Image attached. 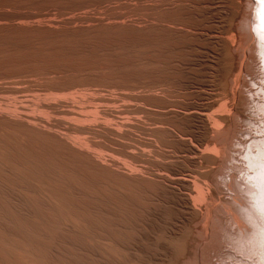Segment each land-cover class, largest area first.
<instances>
[{"label":"bare ground","instance_id":"bare-ground-1","mask_svg":"<svg viewBox=\"0 0 264 264\" xmlns=\"http://www.w3.org/2000/svg\"><path fill=\"white\" fill-rule=\"evenodd\" d=\"M30 1L38 3V7L55 4L67 9L90 4V0H22L20 3ZM20 17L28 16L0 11V264H108V255L115 259L125 255L121 246L130 249L137 246L132 234L137 228H143L139 208L144 200H152V203L165 200L179 213L186 228L196 230L193 223L201 218L203 203L195 201V194L203 191L211 206L218 195L223 194L220 186L223 180L217 177V167H213L218 163V156L199 147L202 133L211 127V121L205 118L207 114L195 115L196 124L190 125L193 126L191 135L199 145L193 144L195 140L182 139L175 128L160 126L167 130L165 144H161L168 148L173 146L172 141L178 143L177 148L182 151L180 158L187 160L182 161L183 167L179 164V168L187 167L186 171L206 179L193 176L202 183L198 185L188 177L192 175L186 176L175 167L179 165L171 164L173 150L151 143L153 155L128 151L136 145L126 141L137 143L139 139L136 141L137 136L133 134L137 129L147 130L148 127L141 126V122L115 119L122 113L133 114L148 111V108L140 104V108L132 109V105L130 108L125 103L124 110L119 106L109 110L112 107L106 104L115 103L117 99L97 95L100 90L94 86L123 89L131 86L133 89L140 83L135 82L136 74L112 73L110 69L106 74L101 68L103 72L99 69L95 72L93 68L81 72L83 67L78 72L72 65L69 69L67 61L62 59L70 55L60 48L69 47L77 40L73 35L78 28L93 27L94 24H76L93 21L88 15L62 21L49 19L51 23L46 24L15 23ZM4 20L9 22H1ZM63 63L68 66L64 68ZM30 77L35 79L27 80ZM124 97L153 105L150 95L130 93ZM225 115L216 117L228 121ZM104 117L110 119L106 121ZM205 136L203 142L209 137ZM254 143L261 182L257 190L247 193L246 197L264 202L259 191L264 185V136L256 138ZM182 154L188 157H181ZM157 156L170 161L163 163ZM205 165H210V169L203 170ZM233 173L227 175L233 179L237 177ZM224 185L231 188L226 181ZM218 203L215 204L218 206ZM250 211L249 214L254 213ZM178 221L174 223L177 225ZM130 264L137 263L131 260Z\"/></svg>","mask_w":264,"mask_h":264},{"label":"rangeland","instance_id":"rangeland-1","mask_svg":"<svg viewBox=\"0 0 264 264\" xmlns=\"http://www.w3.org/2000/svg\"><path fill=\"white\" fill-rule=\"evenodd\" d=\"M21 1H0V11L28 16L14 20L15 23L23 21L21 24H46L51 23L49 19L62 21L84 15L93 20L76 22L94 25L92 28L79 27L76 35H73L76 43L60 48L70 55L62 58L69 65L63 63L64 68L68 66L70 69L72 65V69L77 67L78 72L83 67L81 72H87V68L99 72L101 68L106 74L111 71L136 74L135 82L140 83L136 86L132 81L136 87L133 89L131 86H126L127 89L94 86L100 90L97 95L117 99L115 103H104L112 107L109 110L116 106L124 110L122 105L125 103L132 105V109L144 105L148 108L150 113L145 110L136 111L139 112L137 114L134 111V115L122 113L119 114L121 118L115 119L141 122V126L148 128L151 126L147 130L135 129L133 135L139 141L127 140L136 145L128 148V151L153 155L154 147L149 145L153 143L173 150V166L182 164V161L185 163L187 160L184 156L188 157L189 153L183 152L188 155L182 154L181 157L185 159L180 158L182 151L178 150V143L172 141L173 146L170 144L172 147L168 148L163 145V139L167 138L164 136L167 130L164 129H176L181 138L193 142L195 137L191 135V128L196 124L197 115L207 114L205 118L211 121L209 130L202 133L201 143L205 135V138L209 137L204 139L202 145L196 140L193 144L199 145L204 152L218 156V163L213 167H217V177L223 180L220 186L224 194L218 195L215 202H219L218 206L213 203V208L212 202L199 190L195 194V201L203 203V212L201 220L193 223L197 228L192 231L189 226L190 229L185 227L187 224L184 223V226L179 213L170 208L168 202L159 200L152 203V200L145 201L141 197L144 202L139 210L143 228H137L132 234L137 246L134 249L121 246L125 255L121 259L108 255L107 263L130 264L131 260H135L137 264H264V202H254L246 197L247 193L256 191L261 182L254 140L264 136V0H90L89 5L74 9L55 4L38 7L36 2L22 4ZM31 79L35 78H27L29 81ZM130 93L150 95L153 105L124 97ZM218 115L228 116L229 120L223 121L216 117ZM186 132H189L188 135ZM157 158L163 163L170 161L168 158ZM175 167L186 176L192 175L188 177L198 185L202 183L193 176L206 181L204 177L186 171L187 167ZM209 169L210 165L203 168L205 171ZM233 172L237 177L231 179L227 173L230 175ZM225 181L231 188L224 185ZM259 191L264 196V185ZM248 211L254 213L249 214ZM176 219H180L179 226L175 224ZM171 221L176 226L173 227ZM171 224L176 231L172 230ZM199 225L201 230H198ZM181 229L184 231L180 233Z\"/></svg>","mask_w":264,"mask_h":264}]
</instances>
